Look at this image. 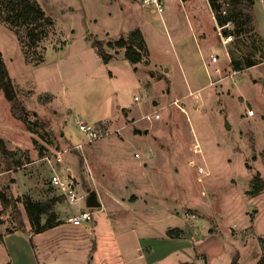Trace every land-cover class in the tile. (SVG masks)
<instances>
[{"label":"rangeland","instance_id":"obj_1","mask_svg":"<svg viewBox=\"0 0 264 264\" xmlns=\"http://www.w3.org/2000/svg\"><path fill=\"white\" fill-rule=\"evenodd\" d=\"M37 2L52 25L44 29L46 36L36 48L29 47L26 37L18 41L0 11V52L11 77L0 91V139L15 152L5 156L0 150V190L16 200L0 214L9 228L28 225L20 210L25 196L36 201L59 196L49 183L52 166L61 165L53 157L83 142L76 118L114 121L120 105L122 125L128 127L112 128L109 136L84 143L82 154L66 160L78 178L84 206L92 196L103 202L108 188L127 202L161 199L164 187L160 197L147 191L151 185L155 189L153 184L143 191L134 187H145L150 176L140 170L166 171L168 175L154 181L169 190L164 197L179 200L174 206L182 200L189 204L173 213L192 224L205 217L203 222L218 232L213 243L201 240L202 247L214 252L210 264H231L236 253L241 264H256L262 254L259 238L264 237V0H160V7L146 0ZM221 35L231 36L226 45ZM121 37L148 49L137 73L120 58L124 49L107 45ZM96 42L119 59L104 63L92 46ZM216 51L224 54L221 61L206 70L204 59ZM236 60L238 71L233 69ZM248 62L254 65L248 67ZM130 133L139 139L135 148L126 138ZM146 153L153 155L151 162ZM176 166L180 173L175 176L171 169ZM129 176L143 181L119 186ZM54 209L62 221L80 208L63 200ZM94 211L98 264H140V230L129 228L115 238L104 227L103 211ZM170 219L163 216L161 222L176 225ZM66 226L44 233L40 244L47 248L53 234L64 241L72 235ZM79 234L82 251L86 244L91 250V236ZM22 237L9 243H18L25 252ZM24 252L23 264H29ZM48 256L51 260L54 255Z\"/></svg>","mask_w":264,"mask_h":264},{"label":"crops","instance_id":"obj_2","mask_svg":"<svg viewBox=\"0 0 264 264\" xmlns=\"http://www.w3.org/2000/svg\"><path fill=\"white\" fill-rule=\"evenodd\" d=\"M259 15L260 14H258V16ZM259 28H261L260 23L256 27V29L261 32ZM208 57L209 56H207V60L204 59L205 60L204 64L208 62ZM120 58L121 59L126 58L125 54ZM117 59L119 58L114 57L108 64H110L111 62ZM133 65H134L133 68L134 72L137 73V71H135V69L137 68V64H133ZM109 74L112 77L114 76V73L111 70L109 71ZM169 75H171V73ZM118 107H120V105L116 106L115 111L117 116L114 119V121L109 119L112 121L113 124L111 125L109 120L108 122L111 128H115V129L121 128L123 131L128 126L122 125V117H120L118 113ZM123 108L125 107H121V109ZM88 118L91 117L88 116ZM126 136H127L126 138H128L127 140L130 142V145L135 148L134 142H138L139 139L137 140L136 137L133 136V134L131 133L126 134ZM146 154L149 155L151 162L153 159V155L152 154L150 155L149 153ZM140 157H136V158H140ZM171 170L175 176L180 173V170L177 166L173 167ZM140 172L142 175L145 174L150 176L144 179L146 181L145 187L143 186V184H140L138 187H134L135 190H138L139 188L141 191H143L146 190L145 188L147 187V185L153 184L155 185V189L151 185V191L147 190L148 192H152L155 195H157V197H160L158 196L161 194L159 193V191L161 190V187H164L163 194L164 192L167 191L169 193V190L165 189L166 187L164 184L162 183L157 184L154 182L158 180V177L163 178V175H168V172L163 170L162 171L158 170V172H152L151 168H149L148 171L142 169L140 170ZM126 179L129 180L128 181L124 180L123 182H117L120 183L119 186L123 187L129 182L137 185L139 183H142L143 181L142 179L135 176L133 177L129 176ZM150 180L152 182H150ZM178 181L179 179H177V182ZM117 183H113V184H117ZM177 188L178 187H176V189ZM106 191L108 195L105 193L104 196L101 197L103 202L99 201L100 203H98L97 198H95L97 204L95 208L99 207V210L103 211L102 213H104L105 216L104 227L107 230V233H110L115 238H118V236L121 233L129 230V228L132 230H135L136 228L140 230V232H138L140 245L138 247L139 252H137L138 257L140 259V264H161L162 262L168 263L169 260H175L173 261L174 263L172 264H179L181 262H193L195 264H210L214 252L209 249L211 248L209 246L202 247L201 240L207 238L208 242L213 243L214 236L218 232L213 231L209 225L207 226L203 222L205 217H203V220L201 221L197 220L195 224H192L191 220L189 221L185 220L183 217H180L173 213L176 212L175 209H177L178 207L186 206L188 204L187 202H184L182 200L180 206H174L175 200L177 199L173 198L172 200H169L167 196L164 197V195L162 194L163 196L161 197L162 200L158 199L157 197H156L157 198L156 201L153 200L154 199L153 197H151L152 199L144 198L145 200L139 198L134 202L128 201L129 202L128 203L127 200H125L124 198L123 199L117 198L115 190L108 188L106 189ZM154 194L152 196H154ZM81 201L79 202L80 209L89 208L88 199H86V204H87L86 206H84V201L83 202ZM1 210H2V206L0 207V211ZM20 210L23 217H28L26 211L24 210L23 205L20 208ZM96 213L97 211H94V214ZM68 216L64 220H62V223L60 225H56L51 228H48L41 233H34L32 231V226L30 221L27 222L28 225L25 223L23 225L24 226L23 228H20L16 231L13 230L12 233H8L7 229L9 228V226H8L7 218L4 215H0V235L3 236L2 240L0 241V264H23L24 251L19 249V246H17L18 243H15L13 241L11 242V244L9 243L11 239L13 238L18 239V237L21 236H23L22 241H24L27 245V249L25 250L24 253L25 255L28 256L26 258H28L29 264H98V262L96 261V256L98 252L97 241L99 234L97 221L96 220L94 221L93 218V220L90 222H85L81 226H75L67 220ZM163 216L171 218L170 220H175L176 225H163L161 222V218ZM64 224L71 227L69 228V232H71L72 235H69L66 239H62L64 241H60L58 238H56L55 234H53L52 237L55 238L50 239V241L47 244V248L43 247V244L42 245L40 244L41 240H39V238L44 233L48 231H53V229H58L59 227H62ZM173 228L183 229L186 234L178 238L170 237L168 235V231ZM67 229L68 228H66V230ZM79 233H83L85 236L86 235L91 236L92 238L91 241H93L91 250H89L90 248L89 245L86 244V250L82 251L81 248L82 239H79V237L81 236ZM88 238L89 237L86 238L87 242H88ZM28 240L30 241L29 246H28ZM48 255H54V256L51 257V260H48L49 257ZM124 262L126 263V261Z\"/></svg>","mask_w":264,"mask_h":264},{"label":"trees","instance_id":"obj_3","mask_svg":"<svg viewBox=\"0 0 264 264\" xmlns=\"http://www.w3.org/2000/svg\"><path fill=\"white\" fill-rule=\"evenodd\" d=\"M211 7H213V1H210ZM213 9V8H212ZM1 19L8 23L14 30L19 42L23 43L24 37L29 41V47L36 48L39 43L46 36L45 28L52 25V20L46 16L43 8L38 4L37 0H0ZM43 29V30H39ZM108 47L119 48L125 50V57L132 64H138L148 55V49L143 47L138 49L135 46L129 44L124 37L119 38L116 41H109ZM92 46L96 49L98 56L104 63H109L113 56L108 53L102 42L93 43ZM236 60L233 63V69L240 70V64ZM253 62H248L247 66H253ZM11 77L7 70L3 54L0 52V91L3 89L5 83H10ZM21 118V117H20ZM22 121L27 123L26 118H21ZM0 150L5 156H14L15 152L10 151L5 144V141L0 139ZM0 200L2 203V210L0 214L5 211L7 207L16 203V200L7 197L0 190ZM65 200V197L59 195L50 200L36 201L29 196H25L22 200L24 209L29 218L34 233H41L44 230L51 228L62 223L58 219L55 212V205ZM8 233H12L13 229L8 228ZM186 233L183 229L173 228L168 231V235L173 238L184 236ZM3 236L0 235V241ZM260 245L262 247V254L256 264H264V237L259 238ZM239 253H236L232 258L231 264H241ZM179 264H195L193 262H181Z\"/></svg>","mask_w":264,"mask_h":264},{"label":"built area","instance_id":"obj_4","mask_svg":"<svg viewBox=\"0 0 264 264\" xmlns=\"http://www.w3.org/2000/svg\"><path fill=\"white\" fill-rule=\"evenodd\" d=\"M146 2L154 4L156 7H160L161 5L160 0H146ZM213 14L215 13L213 12ZM221 29L222 28L218 26L219 32H221ZM230 37L224 38L221 35L222 44L226 45L230 41ZM222 55H224L222 51H216L210 54L208 57V62L205 64L206 70H208L210 65H216L219 63L221 61L220 57H222ZM136 99H138V97H136ZM176 105L181 108L178 103H176ZM181 109L184 110L183 108ZM248 114L250 117L254 116V111L251 110L248 112ZM152 117L159 119L160 115H153ZM152 117L149 116V120H151ZM75 122L84 140L81 143L66 147L60 151H56L55 157H53L55 159L54 163H60L61 165L59 167L58 165L52 166L49 180L50 186L56 190L59 195L65 197L64 201L72 205L78 204L81 200L85 199V196L82 195L81 191L79 190L78 178L74 174L71 167L67 165L66 160L71 158L73 159V157L77 156V153L82 154L84 151V143L100 140L112 133V128L108 120L88 122L83 118L77 117ZM135 156L140 157V154L136 153ZM45 158L48 160L49 164L53 163L51 157L46 156ZM85 169L88 176H91L92 172L87 162L85 163ZM199 172L203 173V168H199ZM94 209V206L79 209L75 214L69 215L67 220L75 226H81L83 223L93 220ZM190 217L195 218L196 216L191 215Z\"/></svg>","mask_w":264,"mask_h":264},{"label":"water","instance_id":"obj_5","mask_svg":"<svg viewBox=\"0 0 264 264\" xmlns=\"http://www.w3.org/2000/svg\"><path fill=\"white\" fill-rule=\"evenodd\" d=\"M10 98H12V97L10 96ZM88 204H89V206H94V207H96L97 204H96V199H95L94 196L88 198Z\"/></svg>","mask_w":264,"mask_h":264}]
</instances>
